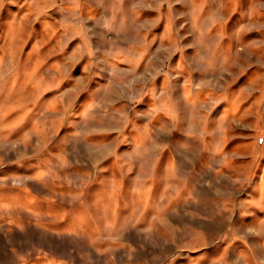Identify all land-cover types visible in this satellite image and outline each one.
I'll return each mask as SVG.
<instances>
[{
	"label": "rangeland",
	"instance_id": "obj_1",
	"mask_svg": "<svg viewBox=\"0 0 264 264\" xmlns=\"http://www.w3.org/2000/svg\"><path fill=\"white\" fill-rule=\"evenodd\" d=\"M0 264H264V0H0Z\"/></svg>",
	"mask_w": 264,
	"mask_h": 264
}]
</instances>
